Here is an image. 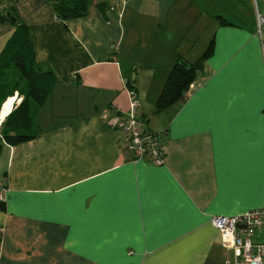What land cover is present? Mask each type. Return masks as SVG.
Here are the masks:
<instances>
[{
  "label": "crops",
  "instance_id": "obj_1",
  "mask_svg": "<svg viewBox=\"0 0 264 264\" xmlns=\"http://www.w3.org/2000/svg\"><path fill=\"white\" fill-rule=\"evenodd\" d=\"M6 8L53 87L37 136L1 145L0 264H228L211 218L264 202V0H87L65 22L52 0ZM14 31L0 21V53ZM207 49L185 101L154 114L175 61ZM129 90L162 165L133 160L114 128Z\"/></svg>",
  "mask_w": 264,
  "mask_h": 264
},
{
  "label": "trees",
  "instance_id": "obj_2",
  "mask_svg": "<svg viewBox=\"0 0 264 264\" xmlns=\"http://www.w3.org/2000/svg\"><path fill=\"white\" fill-rule=\"evenodd\" d=\"M55 17L60 21L81 18L87 13V0H52ZM10 12L15 21L5 13ZM0 21L14 26L15 31L0 53V108L15 92L21 96L20 103L0 123L1 145L15 146L34 139L37 129L34 123L36 112L44 105L53 87L49 71L40 68L35 60L29 32L24 23L10 8L0 11ZM210 49L194 63L179 57L169 70L161 92L154 105V114L169 111L181 105L190 85L203 67ZM5 204L0 201V213Z\"/></svg>",
  "mask_w": 264,
  "mask_h": 264
},
{
  "label": "built area",
  "instance_id": "obj_3",
  "mask_svg": "<svg viewBox=\"0 0 264 264\" xmlns=\"http://www.w3.org/2000/svg\"><path fill=\"white\" fill-rule=\"evenodd\" d=\"M113 9V7H111ZM257 25L264 23V15L257 13ZM129 114L114 119V128L122 133L121 142L133 155V160L146 159L154 165H162L164 152L160 135L147 133L135 115L138 108L136 93L128 91ZM4 187L0 185V201L4 202ZM211 226L220 234L223 247L231 253L228 264H264V202L260 209L240 215L214 216Z\"/></svg>",
  "mask_w": 264,
  "mask_h": 264
},
{
  "label": "bare ground",
  "instance_id": "obj_4",
  "mask_svg": "<svg viewBox=\"0 0 264 264\" xmlns=\"http://www.w3.org/2000/svg\"><path fill=\"white\" fill-rule=\"evenodd\" d=\"M12 102L13 101L10 99L3 104L1 108V113H0V122H1V119L5 118L9 114V110H10L9 108Z\"/></svg>",
  "mask_w": 264,
  "mask_h": 264
},
{
  "label": "water",
  "instance_id": "obj_5",
  "mask_svg": "<svg viewBox=\"0 0 264 264\" xmlns=\"http://www.w3.org/2000/svg\"><path fill=\"white\" fill-rule=\"evenodd\" d=\"M5 16H6L9 20L15 21V18L11 17L10 12H6V13H5Z\"/></svg>",
  "mask_w": 264,
  "mask_h": 264
},
{
  "label": "rangeland",
  "instance_id": "obj_6",
  "mask_svg": "<svg viewBox=\"0 0 264 264\" xmlns=\"http://www.w3.org/2000/svg\"><path fill=\"white\" fill-rule=\"evenodd\" d=\"M4 103H5V102H4ZM4 103H3V104H4ZM3 104H2V106H3ZM1 108H2V107H1ZM0 113H1V109H0ZM3 119H4V118H3ZM3 119H1V120H3ZM142 127H143V126H142ZM143 128H144V127H143ZM143 128H142V129H143ZM144 129H146V128H144ZM0 170H1V165H0Z\"/></svg>",
  "mask_w": 264,
  "mask_h": 264
},
{
  "label": "clouds",
  "instance_id": "obj_7",
  "mask_svg": "<svg viewBox=\"0 0 264 264\" xmlns=\"http://www.w3.org/2000/svg\"><path fill=\"white\" fill-rule=\"evenodd\" d=\"M1 122H2V121H1ZM1 122H0V123H1Z\"/></svg>",
  "mask_w": 264,
  "mask_h": 264
}]
</instances>
